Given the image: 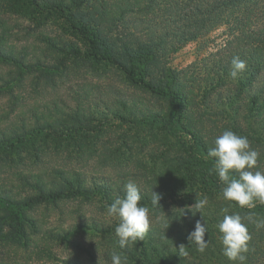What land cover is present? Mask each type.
<instances>
[{
    "label": "rangeland",
    "instance_id": "rangeland-1",
    "mask_svg": "<svg viewBox=\"0 0 264 264\" xmlns=\"http://www.w3.org/2000/svg\"><path fill=\"white\" fill-rule=\"evenodd\" d=\"M98 1L77 0L73 11L83 20L94 14ZM111 1L115 2L108 0V3ZM118 2L121 4V0ZM116 9L114 18L119 15L121 18L116 19L120 21H111L105 27V34L112 41L118 37L131 41L159 40L163 24L153 29L144 16L134 12L120 14ZM28 13L21 0H0V29L7 30L8 44L24 54L28 63H35L28 70L21 68L14 84L1 89L0 132L11 128L19 131L22 121L33 122L36 116L49 112L51 118L58 117L55 127L58 132L43 131L25 142L10 140L6 146L0 145V192H34L36 186L25 182L30 175L44 178L40 186L66 187L53 174L54 169L65 170L73 176L72 183L90 190L95 183L105 182L113 188L122 186V193L126 194L124 186L131 180L141 189L139 204L148 207L150 226L142 241L121 248L115 233L118 218L108 216L110 205L99 194L90 192L86 197L32 207L27 211L30 240L24 245L0 243V257L7 264H64L66 260L90 264L89 252L99 264H112L111 254L117 252L124 264H136L123 260L126 255L123 252L140 259L137 243L142 242L151 262L196 264V257L191 254L199 246L178 232L200 213L212 216L214 210L208 207V202L222 197L209 188L183 199H169L162 187L174 184L177 189H189L193 178L208 185L213 183L214 164L201 155L203 144L190 151L183 130L175 126L165 128L155 121L152 116L167 117L171 103L126 81L116 65L88 61L83 56L82 40L54 11H34L31 17ZM226 22L203 36L181 43L169 42L162 58L168 73L176 76L172 87L183 96L184 107L193 115L195 128L202 125L198 134L209 149L221 133L225 122L221 119L232 115L227 105L216 101L236 89L227 84L230 77L220 81L214 74V63L219 62L223 48L237 33ZM171 28L170 25L169 31ZM45 35L55 37L58 48L49 47L43 40ZM0 71L16 73L12 65L0 64ZM199 99L207 100V107ZM246 115L241 112L238 121L243 122ZM79 125L83 129L78 130ZM243 127L251 125L243 122ZM152 189L161 195L160 207L152 205ZM116 196L111 194L113 199ZM205 198L207 205L200 212L192 207L196 200ZM6 209L5 203L0 202V211ZM161 217L173 224V228L165 229L158 219ZM95 224L99 230L93 227ZM108 225H114L113 234L105 233ZM176 242L178 246H186L187 256L179 254L174 246ZM151 245L163 251V256H172L159 259Z\"/></svg>",
    "mask_w": 264,
    "mask_h": 264
},
{
    "label": "trees",
    "instance_id": "trees-1",
    "mask_svg": "<svg viewBox=\"0 0 264 264\" xmlns=\"http://www.w3.org/2000/svg\"><path fill=\"white\" fill-rule=\"evenodd\" d=\"M21 1L24 11L29 12L27 15L30 17L34 11H45L46 13L54 11L60 16L68 29L74 32L84 43L83 56L88 61L116 65L126 81L157 97L167 99L171 103V110L167 117L156 115L152 118L161 122L165 128L175 126L183 130V133L190 137V139L187 136L185 137L190 151H195L197 146H201L202 143L201 155H204L209 163L214 164V166L217 158L208 155L209 148L206 147L204 139L199 135L202 125L198 129L195 128L193 115L184 107L183 96L172 87L176 76L168 73L162 58L169 42L181 43L203 36L227 21L229 29H234L237 33L223 48V54H221L222 57L219 62L214 63V74L217 77L215 79L220 81L224 80L223 77H230L232 83L227 84L234 85L236 89L233 90L234 92L229 90L228 94L225 93L222 97H218L216 101V104L227 105V109L232 114L229 118L226 116L221 119L225 122L222 125L220 124L222 127L220 135L225 130H231L238 135L247 137L251 148L260 154L257 166L251 171L264 172V0H121V4L118 0H113L115 2L111 1L110 3H108V0H99L94 9V14L87 15L83 20L79 19L73 11L77 0ZM77 7L75 6V8ZM114 7H117L116 11L120 14L134 12L138 16H144V19L148 21L149 25L153 26V29L163 24L159 29V32H161L159 40L152 41L147 38L146 40L131 41L118 37L112 41L106 36L105 27L111 21H120L116 19L121 18L119 15L114 18ZM170 25L172 26L171 31L168 29ZM6 31V29H0V64L12 65L15 67L16 73L11 74L9 71H0V92L2 88L14 84L21 68L28 70L35 65V63H28L24 54L17 52L12 45L8 44V32L6 33ZM43 40L46 41L49 47L58 48L59 42L55 37L45 35ZM233 57H239L246 63V69L235 79L230 75ZM209 84L212 86L211 82ZM200 104L207 107L208 101L201 99ZM208 106L210 108V104ZM241 112L247 114L243 122H247L248 126L251 125L250 128H244L243 122L238 121ZM49 115L50 112L36 116L33 122L22 121V127L18 129L19 131H16L15 128L2 130L0 132V145L6 146V143L10 140H13V143L25 142L31 135L40 134L43 131L58 132L55 128L58 125V117L51 118ZM213 126L217 128V124ZM81 129H83L82 125L78 127V130ZM53 174L63 181L66 187L46 188L39 185L42 184L44 179L41 175H30L29 178L24 175L23 177H27L25 181L27 184L36 186L34 192L22 194H14L9 191L0 192V202L3 201L7 206L6 210L0 211V243L14 245L28 243L31 235L29 234L27 211L34 206L56 203L63 199L79 196L86 197L89 196L90 192L99 194L105 200V204L109 205L114 202L111 194L120 197L125 196V193H122V186L113 188L111 185L101 182L107 187L95 183L93 190H90L72 183L71 177L73 176L66 173L65 170L54 169ZM229 174L234 178H238L239 175L235 170H230ZM212 178L213 183L210 185L205 181L200 182L197 178H193V183H191L189 189H177L174 184L162 187L167 192V198L169 199H183L200 190L209 188L217 192L216 196L222 197L218 196L219 198H217L215 196V200L212 199L208 202V207L211 206L214 210L212 216L200 213L196 220L189 221L180 227L181 231L178 234L180 233L182 238H188L189 233L184 231L194 229L198 220L206 224L205 240L207 241V247L204 252L196 249L197 251L192 253L191 257L195 256L200 260L198 261L195 258L196 264H240L239 261H229L223 255V245L220 239L222 234L217 228V224L223 219L222 209L228 208L227 214L238 213L242 216L251 236L248 241L249 250L244 253L246 256L244 264H264V227H257L258 222L264 220V203L254 200L253 207L241 208L234 201H226L222 196V190L226 185L219 180L216 173ZM79 182L83 183V180ZM141 203H144V201H141ZM249 216L251 219H248ZM176 222H179L178 219H176ZM172 225H169V228H173ZM93 227L99 230L97 224ZM113 230L114 225L104 231L113 234ZM137 245L141 251L139 253L140 259H137L135 254L124 251L123 253L126 255L123 260L136 262V264H156L151 262L147 253H145V244L138 242ZM151 246L153 253L161 260H165L164 257L172 256L168 254L163 256V251L161 252L154 245ZM174 246L179 249L177 242ZM87 257L90 264H99L93 254L88 252ZM0 264H7L4 257H0ZM64 264L88 263L66 260Z\"/></svg>",
    "mask_w": 264,
    "mask_h": 264
},
{
    "label": "clouds",
    "instance_id": "clouds-1",
    "mask_svg": "<svg viewBox=\"0 0 264 264\" xmlns=\"http://www.w3.org/2000/svg\"><path fill=\"white\" fill-rule=\"evenodd\" d=\"M246 69L245 61L239 57H233L231 77L237 78ZM208 155L217 158L214 172L219 180L226 185L222 190L223 199L234 201L241 208L254 206L253 201L258 200L264 203V172L259 170L253 172L251 169L256 167L259 152L252 149L249 140L245 136L236 134L231 130H225L214 140V146L209 149ZM230 170H235L238 178L230 176ZM126 194L124 197L116 196L114 202L107 208V215L116 217L119 220L115 228V233L119 238V245L125 248L131 243L142 241L145 233L149 229V209L139 204L141 200V189L134 181L125 184ZM161 195L152 189V205L158 206ZM207 205V199L196 200L192 206L199 212ZM223 219L217 224L219 232L222 234L220 239L223 245V255L229 261H239L244 264L248 252V241L251 236L248 226L243 222L240 214H227L228 208H223ZM166 215V214H165ZM163 223L165 229L169 223L163 217L158 218ZM248 219H251L249 216ZM257 227H264V220L258 222ZM206 224L197 221L193 231L189 233L188 239L197 243L198 250L204 252L207 247L205 240ZM181 255L187 256L186 246H179ZM112 264H124L119 253L111 254Z\"/></svg>",
    "mask_w": 264,
    "mask_h": 264
}]
</instances>
